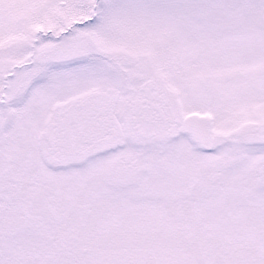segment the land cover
Instances as JSON below:
<instances>
[{"label": "snow or ice", "instance_id": "1", "mask_svg": "<svg viewBox=\"0 0 264 264\" xmlns=\"http://www.w3.org/2000/svg\"><path fill=\"white\" fill-rule=\"evenodd\" d=\"M0 264H264V0H0Z\"/></svg>", "mask_w": 264, "mask_h": 264}]
</instances>
